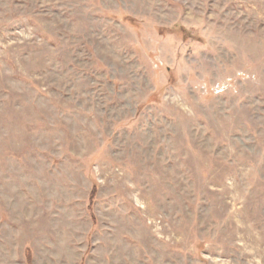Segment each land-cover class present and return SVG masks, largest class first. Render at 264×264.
<instances>
[{"label":"rangeland","instance_id":"374dc122","mask_svg":"<svg viewBox=\"0 0 264 264\" xmlns=\"http://www.w3.org/2000/svg\"><path fill=\"white\" fill-rule=\"evenodd\" d=\"M0 264H264V0H0Z\"/></svg>","mask_w":264,"mask_h":264}]
</instances>
